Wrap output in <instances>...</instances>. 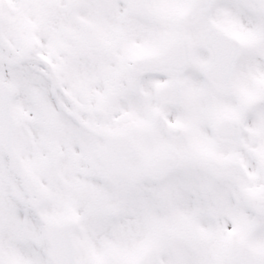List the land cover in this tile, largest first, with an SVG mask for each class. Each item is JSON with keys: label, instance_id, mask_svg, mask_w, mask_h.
<instances>
[{"label": "snow or ice", "instance_id": "1", "mask_svg": "<svg viewBox=\"0 0 264 264\" xmlns=\"http://www.w3.org/2000/svg\"><path fill=\"white\" fill-rule=\"evenodd\" d=\"M0 264H264V0H0Z\"/></svg>", "mask_w": 264, "mask_h": 264}]
</instances>
